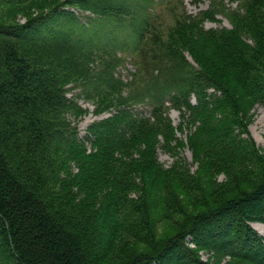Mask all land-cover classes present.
I'll list each match as a JSON object with an SVG mask.
<instances>
[{
	"label": "trees",
	"instance_id": "trees-1",
	"mask_svg": "<svg viewBox=\"0 0 264 264\" xmlns=\"http://www.w3.org/2000/svg\"><path fill=\"white\" fill-rule=\"evenodd\" d=\"M237 1L231 28L206 29L207 12L176 22L145 115L114 74L152 32L136 6L0 0V264H264L251 225L264 223V152L248 129L264 105V0ZM71 85L111 109L84 138Z\"/></svg>",
	"mask_w": 264,
	"mask_h": 264
},
{
	"label": "rangeland",
	"instance_id": "rangeland-1",
	"mask_svg": "<svg viewBox=\"0 0 264 264\" xmlns=\"http://www.w3.org/2000/svg\"><path fill=\"white\" fill-rule=\"evenodd\" d=\"M123 1V0H122ZM126 3L132 4L138 8V13L143 12L145 17L148 18L151 24V35L147 36V41L144 50L139 54L127 52L124 54L119 53V56L124 58V62L117 65L114 71L116 77L120 78L123 83V95L127 97L136 98L134 101V109L141 114L150 115L152 106L148 103L147 98H144L146 91V85L148 83L157 80L156 75L163 70L161 60L159 57L164 54L165 45L169 43V35L173 34V29L176 27V22L184 15L196 17L202 12H207L203 19L204 27L206 29H217L221 27L231 28V19L228 12H232L237 8L239 1L237 0H126ZM223 4V8L219 7ZM47 9V8H45ZM78 12V15L91 14L90 11ZM32 15L37 13V10L31 12ZM26 19L25 14L19 13L17 17L18 22H24ZM85 16L83 20H85ZM127 26L122 28L123 31L127 30ZM184 55L188 62L197 67V63L187 50L184 51ZM189 67V66H188ZM160 71V72H159ZM71 87L68 91L69 97H75L77 102L87 112L78 119L72 118L77 124L79 129V135L84 138L87 133L88 126L99 119L110 115V110H105L100 114L95 113L96 103L94 100L87 99L80 94L82 87ZM255 115L253 122L249 125L248 129L251 136L255 140L257 146L264 152V105H257L254 109ZM168 116L172 120V124L178 128L181 124L180 111L174 108L168 110ZM179 137H186V131ZM189 162H191L192 169L196 168L197 164L192 162L191 152L187 149L181 153ZM159 161L166 167L170 166L174 160L173 156L168 151L159 149L158 152ZM218 180L224 179V173H218ZM169 199V198H168ZM181 220V219H180ZM251 225L257 230V232L264 236V223L253 222ZM174 226L169 225L168 231L171 232V228ZM167 229V228H166ZM189 238V237H188ZM192 247H195L193 244ZM200 256L205 261L217 262L218 259L215 256L213 250H200ZM220 264H230V257L224 256L219 259ZM6 264V263H3Z\"/></svg>",
	"mask_w": 264,
	"mask_h": 264
}]
</instances>
